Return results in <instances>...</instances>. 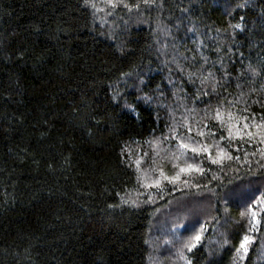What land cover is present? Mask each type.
I'll use <instances>...</instances> for the list:
<instances>
[{"label": "trees", "instance_id": "obj_1", "mask_svg": "<svg viewBox=\"0 0 264 264\" xmlns=\"http://www.w3.org/2000/svg\"><path fill=\"white\" fill-rule=\"evenodd\" d=\"M90 3L0 0V264H264L257 146L229 147L219 121L201 120L205 105L177 103L200 87L187 80L201 65L231 73L218 89L228 100L241 73L244 92L264 86V0ZM258 98L245 97L257 120ZM181 141L241 159L213 164ZM188 164L203 175L163 178Z\"/></svg>", "mask_w": 264, "mask_h": 264}, {"label": "snow or ice", "instance_id": "obj_2", "mask_svg": "<svg viewBox=\"0 0 264 264\" xmlns=\"http://www.w3.org/2000/svg\"><path fill=\"white\" fill-rule=\"evenodd\" d=\"M105 2L108 3L111 8H116L121 5L125 8L128 7V5L124 3V0H105ZM143 3L146 5L150 4V0H143ZM85 4L86 6H90L93 8L96 7L95 3H90V0H85ZM139 6V4L136 5L137 8ZM236 27L239 28L240 25H236ZM193 59H195V57H193ZM204 64H207L206 58L204 60ZM179 71L183 72L184 69L180 68ZM222 71H224V75L220 78H217L215 72L204 68L203 65H201L200 68H198L196 71L190 72L188 74L187 82L195 86L196 80L198 79L200 87L195 88V91L191 96L185 94V96L181 98L188 100L189 104H180L179 100L177 101V103L180 105V107L184 108L185 112L188 113H197V107L194 106L196 104L205 105L206 107L200 109V112L203 113V115L201 116V120L209 119L219 121L222 131L226 129L227 132L226 136L221 135V139H227L229 141V147H231L233 139H239L241 141V144L251 145L254 143L257 148L255 152L251 153V155L255 156L259 154L261 160H264V147H259L260 145H264V112L260 114L259 120H257L256 116L252 115L249 112L250 105L248 104V100L245 99V97H250L257 91L264 93V86H261L260 89H256L255 87L250 86L249 91L244 92L243 89L245 88V85L250 84V82L247 80L240 82L241 77L243 76V73H241L238 76L234 77L232 81L233 83H235V86L241 90L239 98L228 100L227 97H222V93L219 92L218 89L225 87V84L222 83V81L225 80V77L230 76L231 73H228L226 70ZM197 72L200 73L199 76H197ZM252 75H256V73L253 72ZM213 99H215L216 101L215 105L212 103ZM252 103L257 104L261 109H264V99L258 98ZM237 104H243L244 107L242 109L236 108ZM209 109L211 110V115L208 114ZM233 109H235V111ZM243 113L248 114L244 115ZM196 123L199 125L201 121H196ZM183 126L188 132L192 131V127L187 122V120H185ZM204 127H207V125H204ZM175 130L176 129L174 126L173 131ZM198 135L203 136L204 132L202 130H198ZM209 135L215 136V133L209 132ZM188 140L192 141L193 138L189 136ZM179 147L191 151L193 154H199L200 152L207 153L208 159L213 164L222 165L225 159L228 161H239L241 159L240 156L234 157L230 152H226L223 148H220L219 143L216 144V147L218 149L216 158H212L207 145L200 144L199 142H196V146L192 147L189 143L181 141ZM236 151H244L245 153H247V149H242L239 147L236 148ZM181 155H184V153H181ZM257 163H259V161H257ZM191 171H196L203 175V169H201L200 167H194L192 164H188L186 167H181L179 169V172H177L173 177H163V173H161V176L164 179H167L169 183H175L180 179L181 173H187ZM153 185L159 187L160 181L156 180L153 182V184H148L146 186L152 187ZM248 211L250 212L251 218L255 222V224H259L260 221L257 219V212L255 210H252V208H249ZM242 215L244 214L242 213ZM252 230H256L255 225H253ZM200 240V234H196L194 237H192L191 240H189L188 244L185 246L189 249V251H191L197 246ZM250 242L251 239L248 235L243 236L239 248H237L236 251L240 253L242 250L243 253H247L248 244ZM188 264H191L190 260L188 261Z\"/></svg>", "mask_w": 264, "mask_h": 264}]
</instances>
